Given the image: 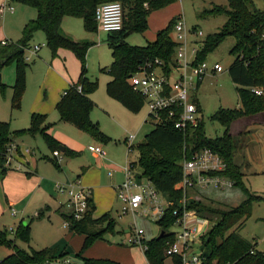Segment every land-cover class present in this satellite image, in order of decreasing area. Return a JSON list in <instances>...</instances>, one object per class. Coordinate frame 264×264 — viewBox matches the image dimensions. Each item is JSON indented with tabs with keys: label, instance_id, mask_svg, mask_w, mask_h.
Here are the masks:
<instances>
[{
	"label": "trees",
	"instance_id": "obj_1",
	"mask_svg": "<svg viewBox=\"0 0 264 264\" xmlns=\"http://www.w3.org/2000/svg\"><path fill=\"white\" fill-rule=\"evenodd\" d=\"M17 3L34 8L35 17L28 20L21 29V38L18 41H0V68L9 64L14 65V79L10 86L11 95L9 105L11 110H17L25 88V70L29 66L25 60V51L30 47V41L36 31L44 35L45 45L51 56H55L58 49L70 51L79 62V74L55 104L59 120L68 122L77 129L87 133L93 140L107 144L111 141L98 127L97 122L90 119L93 103L88 95L97 88L96 79L86 75L85 55L87 49L94 43L86 40H73L61 30L63 17L79 18L86 32L96 31L94 9L98 4L117 1L122 8V24L118 31L107 33L106 43L110 50L111 63L99 69L107 74L110 80L105 84L106 95L118 102L126 110L136 113L143 107L142 97L132 90L128 78L137 68L146 61L155 59L163 63L166 74L170 66L174 65V42L171 30L174 19L167 25L157 30L152 41L144 45H130L126 37L131 33L146 31L147 17L150 12L163 8L176 0H15ZM229 7L212 5L210 9L202 10L197 17L203 18L210 15L225 14L227 21L216 32L207 35L200 44L194 62L205 60L211 52L226 37L232 36L235 43L231 54L234 61L228 68V73L238 95L240 106L238 108H219L209 118L223 126L224 133L220 136L207 137L204 132L201 117L197 127L180 131L173 126L172 121L166 119L162 123H155L148 131L141 143L134 147L130 145L127 150L134 148L137 152L135 161L128 162L134 170L136 178H145L160 193L169 204L164 209L160 219L155 221L159 227L156 236L146 239V249L143 255L147 264H164V251L169 242L173 240L172 232L168 229L173 225L175 215L180 212L182 199L185 198V209L194 210L195 214L207 221V230L201 238V261L199 264H264V252L255 245L247 242L238 232L251 216L253 205L264 200L263 196L251 193L243 184L240 165L235 161L239 150L238 139L231 133L233 122L264 113V10L251 8L252 0H228ZM199 84V82L197 83ZM198 86V85H196ZM80 88V90L78 89ZM0 89L3 85L0 84ZM255 90H260L257 94ZM195 102L200 111L198 102ZM50 124L46 116L31 113L29 124L26 128L10 131L8 122L0 121V164L4 161L5 147L12 138L23 135H39L50 152L58 150L60 145L47 133ZM210 148L223 158L227 164L225 172L235 181V186L243 194V199L235 206L221 208L213 201L206 198L193 199L187 197L175 185L182 178L181 163L189 158L190 154L201 148ZM64 156L74 157L76 152L64 147ZM58 167V162L52 157H45ZM5 169H0V178ZM27 175V173H26ZM46 207L39 209L35 215L43 217ZM63 221L67 222L68 232L83 236L80 249L74 254L80 258V264H119L110 259L85 258L81 253L94 241L102 240L106 234L115 233V220L109 212L97 218L92 217L94 205L88 199V207L83 217L75 220L64 208L57 209ZM28 225L18 223L13 239L8 238L5 229H0V247L5 246L12 251L0 259V264H48L58 261L66 252L54 248L44 247L39 250L19 248L15 240L28 242ZM163 232L162 236H159ZM174 264H181L176 256L171 257Z\"/></svg>",
	"mask_w": 264,
	"mask_h": 264
},
{
	"label": "rangeland",
	"instance_id": "obj_2",
	"mask_svg": "<svg viewBox=\"0 0 264 264\" xmlns=\"http://www.w3.org/2000/svg\"><path fill=\"white\" fill-rule=\"evenodd\" d=\"M252 1L253 6H250L251 8L264 10V0ZM3 2H8V5L13 8V12H11V14L10 12H4L0 15V40L18 41L21 38L23 24L34 17L35 10L32 7L17 3L15 0L10 2L9 0H0V5ZM212 5L228 8L229 2L228 0H176L163 8L150 12L147 17L148 27L146 31L143 33L129 34L126 37V42L130 45H144L147 40H149L151 33L155 31L154 28L156 26L162 23L164 24L163 26H166L168 21L171 19L175 21L178 16L182 19L187 28H195L202 32V36L197 38L198 41H202L207 35L216 32L227 21V16L225 14L210 15L203 18L197 17L202 10L210 9ZM65 19L64 24L62 23L63 32L70 34V36L75 39H82V36H88L82 29V23L79 18L67 17ZM170 34L172 37V31ZM101 35V33H93L92 37L89 36L91 38L90 40L94 41L96 46L91 49L89 55H86L85 68L87 74L97 81L98 85L94 93L104 97V85L107 77L99 72V68L108 65L111 62V57L108 47L104 44V38L102 39L104 35ZM234 43V38L228 36L205 57L207 63H218L223 67V71L217 73L207 72L198 86L193 85L189 88L190 100H196L198 102L200 108L199 118L201 117L203 129L207 137L220 136L224 133L223 126L209 118L217 109L238 108L240 106L235 89L236 87L228 73V68L235 59V56L230 52ZM33 46L39 47V58L35 57V53L30 50L25 51V57L29 58L26 60L29 66L25 70V88L20 106L17 110H11L9 105L11 95L10 85H12L14 79V65L12 63L0 68V84L3 85V89H0V121L8 122L10 130L15 126H28L29 115L26 113V104L33 99L38 81L46 71L50 73L49 69L52 68L54 73L53 77L60 79L63 77V74L66 75L63 72L65 68L69 74L78 72V62L69 51L64 50V53L69 54V58L64 60L61 57L58 60H53V63L50 64V52L45 45L44 35L41 31H36L33 34L30 41V49ZM57 65H61V70L58 69ZM52 80L53 79H50L49 83L52 82ZM125 110H122L123 112L120 114L114 113V115L108 116L99 108L93 109V114H96L100 120L97 121L99 129L110 137L111 141L105 145L96 141H82L83 146L77 151L78 154L75 157L71 158L61 155V160L58 162L61 166L60 170H57L44 160L45 157L51 158L52 152L48 150L42 138L39 136L30 138L27 135L23 136L26 138H22V143L20 144L18 142V144L20 150L26 149L31 154H28L30 155V160L28 158V161L31 166L25 163L16 147L17 155L13 156V161L10 163V166H5L4 162H2V164H0V169H5V171H16L17 169H15V167L13 168V166L17 164L21 167L19 169L20 171L17 172L25 175L27 172L35 171L36 161L39 163V169L49 168L52 171L63 173L56 179V183L70 184L78 182L77 175H80L79 177L82 176L83 173L80 170L82 167L86 169L92 168L91 177L93 180L99 178L101 188L103 189L100 190V193L104 200L110 202L112 197L111 192L105 188H109L110 184L113 185V183H115L114 185H119L123 180V176L118 169L126 167L128 162L135 161L137 157V152L134 148L130 151L127 150L129 143L126 141L123 143V139L126 138L128 134H134V139L131 143L134 147L136 144L143 141L144 135L153 127V122L147 119L148 112L145 106L141 107L140 110L134 114L128 110V112H125ZM92 121L96 122V117H94ZM84 133L83 135L90 140L89 136ZM230 133L238 139L237 141L240 148L235 156V161L241 167L243 184L251 193L264 197V113L258 116L245 117L233 122ZM11 144L13 143L9 142L6 145V150L10 148ZM90 145L100 146L105 153V159L93 158L91 153L87 150V147ZM113 169V177L110 178L108 177V172L112 173ZM83 170L85 171V169ZM19 174H14V177L10 180L7 178L5 187L7 189L20 187L22 189L21 192H17L16 202H19L20 206H23L24 212H26L23 219L26 220L32 216V222L28 224V242L15 240V245L25 251L39 250L44 248V246L41 247L40 244L42 243L41 239L43 236L46 237L47 230L53 233V237L58 235L56 233L64 234L66 230L62 228L61 220L55 216H51L49 221L45 218V213L42 217L44 220H38V218L35 217V201H38V192L36 191L37 185H35V180L31 177H24L25 183L22 185L20 183ZM88 177H90V174ZM1 188L2 185L0 183V211L3 210L0 218V229L5 228L8 233V238L13 239V233L18 226L20 216L19 213L14 217L11 216L10 209L3 205L4 200L1 196ZM60 195H62L65 200L66 196L64 194ZM187 197L200 200L206 198L207 200L213 201L215 205L221 208H229L237 205L244 196L241 190L234 186L231 189L225 190L201 189L192 191V189H188ZM110 203L111 207H109L108 212L116 222L115 233L106 234L105 238L117 237L118 240L120 238L125 240L133 226L143 228L146 238L156 236L159 233V227L154 221L142 218L137 213L134 215L130 213L121 214L120 203L116 198L111 199ZM102 212L104 211H101L99 208L98 212H95V214L100 215ZM207 227L208 225L204 223L200 230L205 233ZM9 229H13V232L9 231ZM168 230L174 231L176 227L171 226ZM238 232L241 237L250 244L255 245V243H257V249L264 252V200L254 203L251 216L248 217L243 227L239 229ZM66 245V249L68 253H70L68 256L74 260L76 258L74 255L76 252L72 242ZM200 247L201 242L200 244L196 242L193 245V250L199 253L202 251ZM49 248L54 247L49 246ZM11 251L10 248L1 246L0 259L10 254ZM64 257L60 261H65L66 259L64 260ZM164 264L174 263L169 257H166Z\"/></svg>",
	"mask_w": 264,
	"mask_h": 264
},
{
	"label": "built area",
	"instance_id": "obj_3",
	"mask_svg": "<svg viewBox=\"0 0 264 264\" xmlns=\"http://www.w3.org/2000/svg\"><path fill=\"white\" fill-rule=\"evenodd\" d=\"M8 1V0H6ZM13 8L8 2L0 5V14L12 12ZM94 20L99 30L106 33L118 31L122 24V8L117 1H110L98 4L94 9ZM172 41L174 42V54L170 66V72L165 73L163 63L155 59L153 62L146 61L128 78V83L133 91L138 93L143 99V106L147 109V119L155 123H162L163 120H170L173 126L180 131H187L197 127L199 111L193 100L189 97V88L200 82L207 72L217 73L223 71L218 63H207L205 60L194 62L198 50L197 40L202 36V32L195 28H187L182 19L178 16L172 26ZM264 37V35H263ZM2 44L5 41H1ZM38 46H33L30 50L35 53ZM29 58L25 57V60ZM80 90V88H78ZM260 94V90H255ZM133 134H128L125 141L132 145ZM16 145L11 144L5 149L4 164L10 166L13 156L17 155ZM87 149L96 154L102 155L100 146L90 145ZM52 157L59 162L61 152L54 150ZM19 170L20 165L13 168ZM182 178L175 185L183 193L188 189L192 191L216 189L225 190L235 186V181L225 174L227 164L216 152L204 147L193 151L189 158L181 163ZM123 169V180L115 186L116 198L120 203V213H137L140 217L150 221H157L164 213V209L169 202L156 191L150 181L145 178H136L135 172L127 163ZM110 172L108 175L110 176ZM55 191L64 194V209L68 211L75 220L83 217L88 207L90 191L79 185L78 182L70 184H55ZM180 212H173L175 220L172 226L176 230L171 231L173 240L165 248V256L171 259L176 256L181 264H199L201 261L200 252L193 250V245L200 244L202 236V224L207 221L198 217L194 210L185 209V198L183 197ZM11 215L15 214L12 208ZM63 226L67 227V222L63 221ZM13 232V229H9ZM145 232L143 228L133 226L125 239V243L130 246H137L142 251L146 249ZM62 264H69L67 260Z\"/></svg>",
	"mask_w": 264,
	"mask_h": 264
},
{
	"label": "crops",
	"instance_id": "obj_4",
	"mask_svg": "<svg viewBox=\"0 0 264 264\" xmlns=\"http://www.w3.org/2000/svg\"><path fill=\"white\" fill-rule=\"evenodd\" d=\"M10 1H12V0H9V2ZM0 15H2V14H0ZM34 17H35V15H34ZM65 18H67V17H63L61 20V24H60L61 30H62V23L64 24V21L66 20ZM163 25L164 24L162 23V24H159L158 26H156L154 28L155 31L153 33H151V36L149 37V40H147V42H150L154 39L156 31L165 27ZM82 29H83V27H82ZM97 31H99V32H97ZM84 32L86 34H88V36H82L83 37L82 39H75L72 36H70V34H66V32H63V33H65L66 35L71 37L73 40H86V41H91L93 43H94V41L90 40L91 38L89 36L92 37L93 33H101L102 35H104V37H102V39L104 38V44L107 46V43H106L107 33L99 30L97 28V26H96L95 32H86L85 30H84ZM0 41L9 42L10 40H0ZM44 42H45V39H44ZM95 46H96L95 43L93 45H91L87 49L86 55H89L91 49L94 48ZM38 50H39V48H38ZM38 50L35 51V55H36L35 57H37V58H39L38 54L40 52ZM64 50L65 49H58L56 52V55L54 57L51 56V54H50V58H51L50 64L53 63V60H58L61 57L64 60L66 58H69V54L64 53ZM65 51H68V50H65ZM86 55H85V58H86ZM110 57H111V55H110ZM76 61L78 62L77 59H76ZM78 65H79V62H78ZM108 65L103 66V67H107ZM57 66H58V69L61 70V68H60L61 65H57ZM100 68H102V67H100ZM49 70H50V73L48 71H46L45 74L38 81V85H37L33 99H31L27 104L25 103L27 105V108H26L27 112L26 113H28V115H29L28 119H29L31 113H39V114L45 115L46 116V122L50 124L49 128L47 129V133L49 135H51L57 142H59L60 145H62L58 148V151L61 152V155L64 151V147H66V148H68V149H70V150H72L78 154L77 151H79L80 147L83 146L82 141L94 142L95 140H93L86 133L89 136L90 140L87 139V137L85 135H83V133H84L83 131L77 129L75 126H73L72 124H70L68 122H63V121L59 120L58 114L55 110V104L58 102L61 95L64 93L65 89L72 82L76 81L78 74H79V68H78V72H73L71 74H69L65 68V70L63 72L66 75L63 74L62 75L63 77H61V79L57 78V77H53L54 73L52 71V68ZM101 74H103L107 77L106 81H105V84H106L110 80V77L107 74H104V73H101ZM86 75L88 78L93 79L92 76L87 74V72H86ZM50 79H53L54 81L52 80V82L49 83ZM199 84H200V82H199ZM199 84H196V85H199ZM10 91H11V89H10ZM94 92H92L91 94L88 95L89 99L93 103V108L89 114L91 120L94 117H96V122L100 121L99 118L97 117V115L93 114V109H96V108L101 109L103 111V113L107 114L108 116L109 115L112 116V115H114V113L120 114L121 112H123L122 110H125L124 107L121 106L118 102L109 98L106 95L105 85H104V94H105L104 97L102 95H96ZM125 112H128V111L125 110ZM132 114H134V113H132ZM259 114H261V113H259ZM259 114H256L254 116H258ZM251 117H253V116H251ZM20 125H25V124H20ZM22 128H26V126H15V127L11 128L10 131H14L17 129H22ZM23 136H26V135H23ZM23 136L17 137L18 139L12 138L10 142H12L14 145L17 146V150L22 155L23 160L25 161V163L27 165H29L30 163L28 161V158L31 154L26 149L20 150L19 144H18V142L20 144L22 143L21 142L22 138L23 139L26 138ZM35 136H39V135H35ZM29 137L32 138L33 136H29ZM124 142H125V138L123 139V143ZM60 148H63V150L61 151ZM90 153H91L92 157L95 159H103V158L105 159V157H106L104 152L102 155H96L92 152H90ZM28 154H30V155H28ZM62 156H64V155H62ZM29 160H30V158H29ZM44 160H46V162L50 163L57 170L61 169L60 164H58V167H56L55 165H53V163L48 161L46 158H44ZM30 166H31V164H30ZM83 169H85V171ZM80 170L83 174L81 177H79L80 175L79 176L77 175L78 183L80 186H82L86 189H89L90 198L92 199V203L94 205V211L92 213V217L97 218L98 216L101 215V214L100 215L95 214V212L96 213L98 212L99 208L101 209V211H104V212H102V214H103L105 212H108L109 207H111L110 206L111 205V203H110L111 199L116 198L115 197L116 196V193H115V186L116 185H114L115 183H113V185L110 184L109 188H105L111 192V196H112L110 199V202L106 201L103 199V197L100 193V190H103V189L101 188L99 178L96 180H93V178L91 177V172L93 169L92 168L86 169V168L82 167ZM118 170L120 171V173L123 176V169L121 168ZM17 171H20V170L5 171V173L0 178V183L2 185L1 196L4 200L3 205L8 207L10 210L12 208L15 210V214L14 215L10 214L11 216L14 217V216H16L17 213H19L20 218H19L18 222H20V221L24 220L23 216L26 215L25 214L26 212H24V210H23L24 208H22L23 206L22 205L20 206L19 202H16L17 201L16 195H17V192H21L22 189L20 187H17L14 189H11V188L7 189L5 187L6 179L8 178L10 180L14 177V174L20 173ZM113 171H114V169L112 170V173L110 172L111 174H110V176L108 175V177H110V178L113 177ZM33 173L35 174V176ZM62 174H63L62 172L52 171L49 168L48 169H39V163L35 161V171L34 172H27V175H26V173H25V175H22V173H20L19 175H20V180H21L20 183L22 185H24V183H25V181L23 179L24 177L25 178L31 177L33 180H35V185H37L36 191L38 192L37 193L38 201H35V215L39 209L46 207L47 210L44 213H45V216H46L45 218L47 219V221L50 220L51 216H55L59 220H61L62 226H63V219L59 215V212L57 209H59L60 207L64 208L65 200L62 197V195L58 194L55 191V184H56L55 181ZM89 174H90V177H88ZM16 177H18V176H16ZM117 184H118V182H117ZM2 211H0V218L2 216ZM27 219L30 220L29 223L32 222V216L30 218H27ZM42 219L44 220V218H40L38 220H42ZM50 226H51V223H50ZM62 228L65 229L66 232L64 234L56 233L58 235H56L55 237H53V233L51 231L47 230L48 231L47 235H46V237L43 236V238L41 239L42 243L40 244V246L41 247L53 246L54 249H56L59 252L63 250L64 252L67 253L66 254L67 256L64 257V260L66 259L69 264H80L81 263L80 258L76 257L74 260H72L71 257L68 256L70 253H68V251L66 249V246H67L66 244H69L70 242H72L74 250H75V252H77L80 249V246H81V243L83 240V236L68 232L67 227H65V226H63ZM81 257L110 259V260L118 262L119 264H147V261L143 255V251L139 247L127 245L123 238H120L118 240L117 237L105 238V236H104V238L102 240L94 241L89 247H87L85 250H83V252L81 253ZM60 260L54 261V262H51L48 264H62L63 261H60Z\"/></svg>",
	"mask_w": 264,
	"mask_h": 264
},
{
	"label": "water",
	"instance_id": "obj_5",
	"mask_svg": "<svg viewBox=\"0 0 264 264\" xmlns=\"http://www.w3.org/2000/svg\"><path fill=\"white\" fill-rule=\"evenodd\" d=\"M60 150L62 151L63 148H60ZM29 221H30L29 219L23 220L22 225L27 226L29 224ZM162 234H163V232H160L159 236H162Z\"/></svg>",
	"mask_w": 264,
	"mask_h": 264
}]
</instances>
